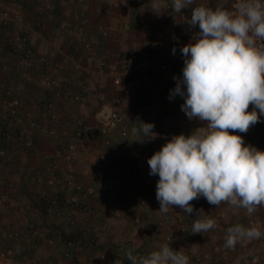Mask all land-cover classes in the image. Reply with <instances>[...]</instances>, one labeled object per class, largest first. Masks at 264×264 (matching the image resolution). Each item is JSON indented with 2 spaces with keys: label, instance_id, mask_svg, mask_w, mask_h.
I'll use <instances>...</instances> for the list:
<instances>
[{
  "label": "trees",
  "instance_id": "16d2710c",
  "mask_svg": "<svg viewBox=\"0 0 264 264\" xmlns=\"http://www.w3.org/2000/svg\"><path fill=\"white\" fill-rule=\"evenodd\" d=\"M38 2L41 3V8ZM133 3H136V0H133ZM0 10L7 12V19L0 21V48L10 52L11 56L13 55L10 58L15 63L7 62L8 66L3 69L5 64L0 62V98L3 96V85L9 82L13 89L11 95L20 100V105L14 112L0 105V197L8 194L6 202L0 201V205L10 203L16 186L19 187L17 193L28 195L27 200L31 202L29 205L36 213L39 212L40 218L43 219L38 222L30 216L33 222L30 233L58 252L47 264H71L73 260L75 264H116L117 260H123V264H131L126 259L128 250L131 249L133 255L138 258L146 257L152 251L159 250L165 243H170L173 250H180L187 255L190 264H255L251 261L250 251L244 250L245 245L252 240L244 239L237 243L234 249L225 247L227 229L234 225L229 221L224 223L225 218L222 216V221L216 219V226H221L218 237L213 235V229L201 234L192 233L199 210H203L199 217L202 219L204 212L212 206L203 196L191 201L194 208L191 214L178 206H172L173 209L168 213L159 211L160 203L156 198L159 176L150 175L148 165V160L156 152L145 155L141 143L136 144L132 156L128 155L133 162L126 164L130 166V170L114 178V181L117 180L114 188H109L114 183L110 185L98 179L94 172L89 179L84 178L81 172L85 164L87 165L86 154L82 150L85 140H108L106 149H113V156L118 159L116 152L122 149L120 140L115 139L119 136L115 135V132V137L103 138L97 134L96 137L89 138L84 125L86 122H78L77 117H89V113L84 111L74 117L71 113L64 112L61 113V119L65 133L56 140L42 132L41 127L46 123L42 120L40 111L44 109L43 104L55 96L54 91L65 93H62L61 98L64 103L60 102L62 107L76 104L79 107L80 102L85 99H100L101 93L89 92L88 88L70 92L65 87H60L55 77L52 78L53 81H48L52 87L43 86L42 78L35 68L38 64L37 53L28 35L38 33L33 28L32 21H36L38 17L46 19L51 16L56 10L54 3L49 0H0ZM11 25L16 27L15 31ZM10 34L14 38H11ZM19 41H22L25 51L17 47ZM26 53L32 59L30 79L23 76L22 70L25 68L18 64V59ZM74 94H78V101H74ZM81 135L84 138H81ZM41 141L44 146L53 148L51 150L54 155L46 150L39 152V156L49 159L50 162H60L69 152V144H76L75 156H71V162L82 167L79 171L74 170L73 180L66 179L67 176H64L63 172H58L55 185L59 183L62 189L45 190L46 188L42 187L40 191L31 188L36 186L37 174L42 171L43 166L23 164L20 156L36 155L37 150L39 151L37 148L42 145ZM136 147L140 148L138 154ZM140 154L144 155L141 157ZM12 179H16L14 183L11 182ZM89 187L91 192L88 191ZM9 189L12 191L8 192ZM31 199H34V202ZM99 204L104 205L103 209ZM115 213L121 219L112 223ZM228 225L230 226L225 229ZM242 226L248 228L243 224ZM119 227L122 229L119 230ZM34 231H41L42 236ZM8 239L10 238L0 237L3 247L5 242L10 241ZM262 239L263 235L258 240Z\"/></svg>",
  "mask_w": 264,
  "mask_h": 264
},
{
  "label": "crops",
  "instance_id": "0c3cea01",
  "mask_svg": "<svg viewBox=\"0 0 264 264\" xmlns=\"http://www.w3.org/2000/svg\"><path fill=\"white\" fill-rule=\"evenodd\" d=\"M49 1L54 3L55 12L46 19L38 17L36 21L31 20L34 23L33 28L38 33L28 35L37 53L36 71L43 79L53 74L59 86L65 87L70 92L88 88L89 92L101 93L100 99L93 97L83 102L79 101L81 104L79 107L78 104L73 105L76 107L59 105L57 108L61 113L69 112L75 117L85 111L89 113L86 120L94 123L99 115L107 113L112 107L120 111L128 132L126 138H114L120 140L122 150L116 152V155L122 165L133 163L128 155L132 156L137 143H141L144 154L148 155L150 152L161 150L173 136L180 134L188 136L195 129L206 127V121L197 118L189 120L181 110L184 97L176 95L169 99L171 90L176 86L172 77L163 73L153 75L150 71L158 61L173 58L181 53V48L186 45L185 35L190 29L186 20L190 19L195 4L177 13L173 7L167 8L162 4L160 11L154 12L151 8L152 0H143L142 5L133 3V0ZM230 1L226 0L227 7ZM219 2L220 0H200V3L213 8ZM38 3L41 8V3ZM11 28L14 31L16 29L12 25ZM10 35L14 38L12 34ZM173 48L176 50L175 54ZM132 52L149 56L150 63H145L139 70L123 69L121 64L130 60ZM12 56L10 52L0 48L1 63L5 65H8L7 62L13 63L10 58ZM252 110L253 106L250 105L248 111ZM142 122L154 124L152 131L157 134L154 139H146L144 142L135 140L143 138V133L140 131L137 137L132 129L140 130ZM234 134L241 135L246 146L252 145L264 151V115H261L259 122L251 126L246 133ZM115 135L119 134L116 132ZM115 135L112 134L110 137ZM105 146L106 143L95 138L85 140L82 150L86 154L87 165L85 164L81 172L84 178L89 179L93 172L95 174L94 160L90 158H93L95 153L96 157L102 155V147ZM51 149L53 148L47 151L54 155ZM21 160L26 165L42 164L43 168L50 162L49 159L39 156L38 152L36 155L23 154ZM77 165L79 164H75V170ZM122 174L126 173L122 172ZM116 181L113 182L114 186L109 188H114ZM18 188L16 186L12 192L10 203L0 205V225L3 229H13L18 232V238L8 239L10 241L5 242L4 246L21 248V253H17L21 264H47L52 256L58 255V252L29 232L22 215L33 216L38 222L43 219L40 218L39 212L36 213L29 205L31 202L27 200L28 195L17 193ZM31 188L35 190L38 186L34 185ZM45 188V190H55L62 189V186L58 183ZM31 200L34 202V199ZM260 212L263 211L257 210L253 214L261 217ZM221 216L225 218L224 223L229 221L234 226L243 224L248 228L251 227L248 220L253 218L243 208L222 203L220 206H210V209L204 212L202 219L210 217L217 224L216 219L222 221ZM263 217L261 221L264 220ZM229 226H225V229ZM220 227L213 228L215 237H218ZM240 242L242 240L238 243ZM244 250L250 251V254H258V264H264V248L259 240L248 242ZM71 264H75V261L73 260Z\"/></svg>",
  "mask_w": 264,
  "mask_h": 264
},
{
  "label": "clouds",
  "instance_id": "9594fccd",
  "mask_svg": "<svg viewBox=\"0 0 264 264\" xmlns=\"http://www.w3.org/2000/svg\"><path fill=\"white\" fill-rule=\"evenodd\" d=\"M194 4L186 23L190 28L198 25L200 31L193 34L194 42L181 48L183 75L174 77L176 86L169 99L184 97L181 110L188 119L207 125L188 136H173L148 160L149 174L159 176L156 198L162 213L178 206L191 214V201L203 196L209 204L227 203L251 215L264 207V151L246 146L234 133H246L264 115V0H235L231 10L226 0L215 8L200 0H172L177 13ZM151 8L160 11V0H152ZM153 128L154 124L142 122L140 130L132 129L137 137L143 133L135 140L154 139ZM201 212L193 234L216 227L214 219H200ZM262 235L259 227L237 224L227 229L225 247L234 249L239 241ZM126 259L131 264H190L189 257L170 243L146 257L138 258L130 249Z\"/></svg>",
  "mask_w": 264,
  "mask_h": 264
},
{
  "label": "built area",
  "instance_id": "2783aa9c",
  "mask_svg": "<svg viewBox=\"0 0 264 264\" xmlns=\"http://www.w3.org/2000/svg\"><path fill=\"white\" fill-rule=\"evenodd\" d=\"M142 3V0H136V4L139 5ZM235 0H231L228 9L231 10L234 8ZM163 6L170 8L172 7V0H166L163 2ZM7 19V12L0 10V21ZM199 26L196 25L195 27L190 28L186 35H185V43L188 44L193 41V34L199 32ZM17 41V40H16ZM22 41L17 42V47L24 49L22 47ZM23 51V52H24ZM184 60L185 57L182 55V53L178 54L177 56L173 58H166L163 60L158 61V64L151 68V73L153 75H157L159 73L167 74L172 77L173 83L176 84V80L174 77L182 78V70L184 67ZM150 63V57L146 55L139 54L137 52H132L130 55V60L125 61L121 64V67L125 70H139L143 67L144 64ZM15 64V63H13ZM18 64L20 67L25 68L22 70V74L25 78L30 79V67L32 66V59L28 57V54H23L18 59ZM8 65H5L3 69ZM18 69V68H16ZM54 77L53 74L49 76L48 78L43 79L42 78V84L45 88H50L52 85H49V80L53 81L52 78ZM2 87V86H1ZM3 96L0 98V105L5 109H11L12 112H14L15 109L18 108L20 105V100L18 97L11 95L12 93V86L9 84V82H6V84L3 85ZM55 88V87H54ZM57 90V89H56ZM54 95L52 96V100L49 102H45L44 109L40 111L42 120L46 123L43 125L42 132L53 138V139H60L65 131H64V124L63 120L61 119V112L57 108L61 103H64V99L62 98V93L64 92H58L54 91ZM13 94V93H12ZM5 95H8L5 97ZM11 95V96H10ZM65 97V96H64ZM74 101L79 100L78 94H74ZM61 99V101H59ZM43 107V106H42ZM40 109V106H39ZM78 117V122H86L84 125L86 126L87 135L89 138L96 137L97 134H100L102 136H111L115 132H117L120 138H126L127 137V129L124 126V118L123 115L120 113L118 109L115 107H112L107 113L99 115L97 120L94 123H90L86 120L87 117ZM32 118V116H31ZM33 125V122H32ZM81 132H79L80 134ZM81 138H84L82 135ZM79 137V139H80ZM104 143H108V140H104ZM29 145V142L27 143ZM76 149L75 143H70L68 151L66 155L63 156L62 160L60 162L58 161H52L50 162L45 168L42 169L41 172H38L36 177V185L38 186V189L41 190L42 187L45 186H53L55 184L57 174L59 171L64 173V176H67L66 179L69 178V180H73L74 177V170L75 165L74 162H71V156L74 155V151ZM136 153L140 152V148L136 147ZM1 153V151H0ZM21 158V156H20ZM149 165V164H148ZM94 170L96 171V175L98 179H101L103 181H106L108 184L112 185L114 182V178L119 176L122 172H128L130 170L129 165H122L117 158H115L111 154H107L105 152L100 157V160L93 162ZM16 179H12V183L15 182ZM91 187L88 188V191L91 192ZM122 194V193H121ZM7 193L2 195L0 197L1 203L6 202ZM23 221L28 226L29 232H31V228L33 227V222L30 217V215H22ZM249 225L259 227L264 233V225L258 223L256 220L250 218L248 221ZM35 233H38L40 236L41 231H34ZM0 237L2 238H10V239H17L18 238V232L16 230L10 229L6 230L3 229L0 225ZM263 242H264V235H263ZM21 253V248H15L2 246L0 243V264H21V261L19 257L17 256V253ZM252 263H259V256L258 254H252L251 256Z\"/></svg>",
  "mask_w": 264,
  "mask_h": 264
},
{
  "label": "rangeland",
  "instance_id": "374dc122",
  "mask_svg": "<svg viewBox=\"0 0 264 264\" xmlns=\"http://www.w3.org/2000/svg\"><path fill=\"white\" fill-rule=\"evenodd\" d=\"M160 1H162V5H163V0H160ZM54 76V75H53ZM52 78V77H51ZM41 146L39 147V148H37V149H39V151L37 150V152L39 153L41 150H49L50 148H51V146L49 147V146H44V144H43V142L41 141ZM44 146V147H43ZM103 149H102V154H104L105 152H107V154H111V155H113V153H114V150L113 149H111V148H107V149H105L104 147H102ZM100 153V152H99ZM101 155V154H100ZM100 155H98L97 157H96V153H95V155L94 156H92L93 158H90L91 160H94V162H96L95 160H100ZM102 156V155H101ZM80 167L81 166H79V165H77V167H76V170H79L80 169ZM95 171V170H94ZM116 185V184H115ZM114 186V185H113ZM125 187V186H124ZM125 189V188H124ZM99 207L101 208V209H103V207H104V205H100L99 204ZM114 209V208H113ZM257 210H259V211H263V212H260V215H261V217L262 216H264V207H261V208H258ZM257 212V211H256ZM113 213V212H112ZM117 214L119 213V212H116ZM113 214V222L112 223H116V222H118L119 221V219H121L119 216H117V214ZM121 214V213H120ZM250 216H252L253 218H256L257 220V222L258 223H260V224H264V220L263 221H261L262 220V218L261 217H258L257 215H254V214H251ZM257 216V217H256ZM252 218V219H253ZM264 218V217H263ZM255 220V219H254ZM120 229H122L121 227H119V230ZM118 230V231H119ZM260 243L262 244V246L264 247V242H263V240H260Z\"/></svg>",
  "mask_w": 264,
  "mask_h": 264
}]
</instances>
